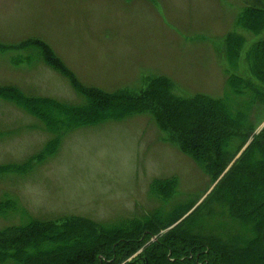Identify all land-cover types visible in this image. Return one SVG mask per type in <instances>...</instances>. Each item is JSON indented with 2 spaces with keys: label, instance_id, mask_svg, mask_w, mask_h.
I'll return each instance as SVG.
<instances>
[{
  "label": "rangeland",
  "instance_id": "374dc122",
  "mask_svg": "<svg viewBox=\"0 0 264 264\" xmlns=\"http://www.w3.org/2000/svg\"><path fill=\"white\" fill-rule=\"evenodd\" d=\"M259 1L0 0V86L71 106L82 103V87L138 108L123 119L75 129L53 145L41 123L0 99V166L33 161L25 175L0 174V204L15 203V211L0 214V233L29 219L110 225L157 208L197 202L184 217L198 208L263 130L264 105L252 113L257 128L216 179L181 150L177 136L184 124L174 111L199 95L224 96V38L237 33L249 48L264 36L251 38L239 28L243 8ZM35 40L50 48L67 76L47 66L31 43L24 45ZM246 72L245 65L235 70ZM173 177V198L160 203L150 197L153 180Z\"/></svg>",
  "mask_w": 264,
  "mask_h": 264
},
{
  "label": "trees",
  "instance_id": "16d2710c",
  "mask_svg": "<svg viewBox=\"0 0 264 264\" xmlns=\"http://www.w3.org/2000/svg\"><path fill=\"white\" fill-rule=\"evenodd\" d=\"M263 1L245 6L238 18L239 28L251 38L264 35ZM30 43L41 52L47 66L66 75L47 45L36 40L24 45ZM223 43L222 64L228 65H224V96L199 95L189 100L182 112L174 111V117H182L184 124L177 136L181 150L214 179L245 146L257 128L252 113L257 105H264V36L249 48L245 37L237 33L227 34ZM241 65L247 72L238 75L235 70ZM70 83L78 86L73 77ZM79 90L83 101L76 106L27 97L14 86H0V99L41 123L51 136L48 143L53 145L75 129L138 112L134 104L120 97L82 87ZM32 164L30 157L24 166H0V174L25 175ZM176 189L174 177L155 179L149 195L165 203ZM196 203L178 204L169 210L157 208L141 218L110 225L75 217L29 219L25 225L0 233V264H264V128L210 196L184 217ZM7 210L15 211V203L7 200L0 204V214ZM156 235L158 241L149 243ZM142 247L139 257L128 262Z\"/></svg>",
  "mask_w": 264,
  "mask_h": 264
}]
</instances>
